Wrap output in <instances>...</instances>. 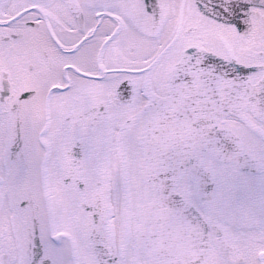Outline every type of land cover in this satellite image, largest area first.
I'll return each mask as SVG.
<instances>
[{"label": "snow or ice", "instance_id": "snow-or-ice-1", "mask_svg": "<svg viewBox=\"0 0 264 264\" xmlns=\"http://www.w3.org/2000/svg\"><path fill=\"white\" fill-rule=\"evenodd\" d=\"M0 264H264V0H0Z\"/></svg>", "mask_w": 264, "mask_h": 264}]
</instances>
